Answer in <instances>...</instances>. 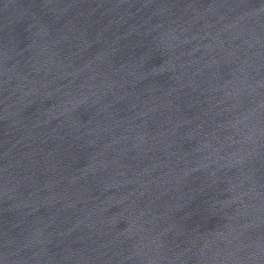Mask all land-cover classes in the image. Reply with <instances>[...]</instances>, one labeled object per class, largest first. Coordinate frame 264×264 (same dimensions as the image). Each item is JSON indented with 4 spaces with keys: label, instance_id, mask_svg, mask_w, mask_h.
I'll return each mask as SVG.
<instances>
[{
    "label": "water",
    "instance_id": "1",
    "mask_svg": "<svg viewBox=\"0 0 264 264\" xmlns=\"http://www.w3.org/2000/svg\"><path fill=\"white\" fill-rule=\"evenodd\" d=\"M0 264H264V0H0Z\"/></svg>",
    "mask_w": 264,
    "mask_h": 264
}]
</instances>
